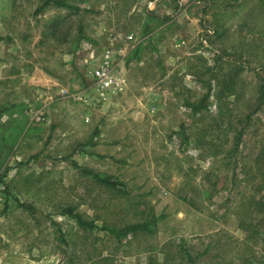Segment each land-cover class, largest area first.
<instances>
[{
	"label": "rangeland",
	"instance_id": "rangeland-1",
	"mask_svg": "<svg viewBox=\"0 0 264 264\" xmlns=\"http://www.w3.org/2000/svg\"><path fill=\"white\" fill-rule=\"evenodd\" d=\"M45 1L0 0V264H264V0Z\"/></svg>",
	"mask_w": 264,
	"mask_h": 264
},
{
	"label": "built area",
	"instance_id": "built-area-1",
	"mask_svg": "<svg viewBox=\"0 0 264 264\" xmlns=\"http://www.w3.org/2000/svg\"><path fill=\"white\" fill-rule=\"evenodd\" d=\"M123 55L122 49L107 48L103 51L101 59L94 69L95 84L103 98L111 93L121 92L127 86L125 76L121 75L117 69Z\"/></svg>",
	"mask_w": 264,
	"mask_h": 264
},
{
	"label": "trees",
	"instance_id": "trees-1",
	"mask_svg": "<svg viewBox=\"0 0 264 264\" xmlns=\"http://www.w3.org/2000/svg\"><path fill=\"white\" fill-rule=\"evenodd\" d=\"M51 5H57V6H61V7H68L69 6V4L66 0H46L42 7H47V6H51ZM207 97L208 96L205 97L206 100H207ZM199 107H197L196 109H199ZM240 136H241V133L238 136L239 139H240ZM100 179L107 184H111V185L115 184L113 181H111L110 178L101 177ZM68 212H69V215L72 216L73 218H75L77 220V223L80 224L81 226H85V227L86 226H88V227L94 226L93 221L88 222L87 220H85L83 218L82 214L75 212L74 209L70 208V209H68ZM155 228H156V222L155 221L147 220V221H143V222H134V223H129L124 228L115 231V235L118 238H121L122 236H127L129 234H137L138 232L153 233L155 231ZM111 231L113 232V230H111Z\"/></svg>",
	"mask_w": 264,
	"mask_h": 264
}]
</instances>
